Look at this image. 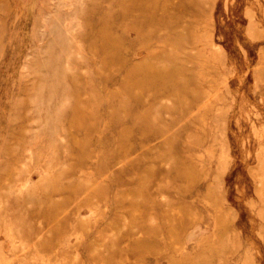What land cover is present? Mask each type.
<instances>
[{
  "label": "rangeland",
  "instance_id": "374dc122",
  "mask_svg": "<svg viewBox=\"0 0 264 264\" xmlns=\"http://www.w3.org/2000/svg\"><path fill=\"white\" fill-rule=\"evenodd\" d=\"M117 1L0 0V264H264V0Z\"/></svg>",
  "mask_w": 264,
  "mask_h": 264
},
{
  "label": "bare ground",
  "instance_id": "6f19581e",
  "mask_svg": "<svg viewBox=\"0 0 264 264\" xmlns=\"http://www.w3.org/2000/svg\"><path fill=\"white\" fill-rule=\"evenodd\" d=\"M116 6L120 9H123V8H132V9L133 8L134 9L140 8V9H143V11L146 14V17H145V20L144 19L137 20L139 23L140 22H144V23L148 22L150 24V23H154V20L156 19L154 17V11L157 8V4H156L155 0H118ZM133 21L134 20L131 21L132 23L130 22L128 30L134 31V32L139 34L140 30L135 27V25L137 23L133 22ZM106 27L108 28L110 26L106 25L105 28ZM151 33L153 35L152 30H151ZM100 41L105 43V44L110 45L112 52L117 50L119 47L118 46L119 43L115 40V38H113V35L108 34V32L106 35L103 36V39H101ZM145 43L148 44L149 41H145ZM110 56H112V55L107 56L106 59L108 60V58ZM117 63L118 64L121 63V58L118 59ZM158 74L161 75L162 77H156L155 74L154 75L149 74V72H146L145 69L141 68L140 66H136L133 68V70H131V72H129L127 74V77L129 79L132 78L133 80H135L134 82L137 85H139V84H141V85L150 84V85H154V86L160 85L161 88L163 89L162 91H166L169 94H172L173 92H175V90H177L179 88L178 81L175 80V76L172 74V72L168 71V72H165L163 74H161V73H158ZM157 78H160V80H157ZM148 117H149L148 115H144V116L140 117V120L143 122V124H148V122H149ZM146 133H147V131H146ZM118 145H119V143H118Z\"/></svg>",
  "mask_w": 264,
  "mask_h": 264
}]
</instances>
